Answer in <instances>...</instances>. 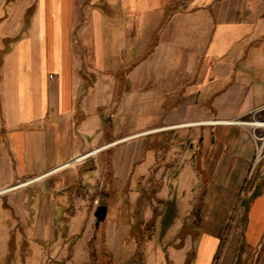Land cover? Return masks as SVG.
I'll return each mask as SVG.
<instances>
[{
	"label": "crops",
	"instance_id": "crops-1",
	"mask_svg": "<svg viewBox=\"0 0 264 264\" xmlns=\"http://www.w3.org/2000/svg\"><path fill=\"white\" fill-rule=\"evenodd\" d=\"M236 120L264 121V0H6L0 264H67L102 197L128 214L141 182L192 229L173 264L221 241L216 264H264V156Z\"/></svg>",
	"mask_w": 264,
	"mask_h": 264
},
{
	"label": "rangeland",
	"instance_id": "rangeland-1",
	"mask_svg": "<svg viewBox=\"0 0 264 264\" xmlns=\"http://www.w3.org/2000/svg\"><path fill=\"white\" fill-rule=\"evenodd\" d=\"M0 0V9L4 8V2ZM13 0H8L10 3ZM140 191H137L139 197L132 205L133 211L130 213L120 214V211L115 207V199L108 197L105 200H100V204H106L109 208V213L105 222L102 224L97 222L91 223V228L88 230H73L77 232L72 237L71 254L72 258L67 264H173L170 257L174 256V250L177 244L185 237L192 236L191 228L177 229L179 226L180 217L175 212L176 207L173 205L161 206L151 202V197H147L144 191V184L141 182ZM2 192V191H1ZM112 209V210H111ZM90 220H93V214L89 213ZM119 227L118 230H113V227ZM106 226V231L113 234L110 239L112 253H109L103 239V228ZM86 231L88 248L85 237L82 239V244L78 248L75 245V240L79 232ZM114 231V233H113ZM195 231V230H194ZM84 242V243H83ZM92 242V248L95 252L96 259H92L88 255L89 245ZM80 243V242H78ZM14 247V246H13ZM18 247V246H17ZM16 247L18 254V264H52L48 262L47 255L40 252L39 260H31L28 257L29 247ZM66 245V250H67ZM64 246H57V252L63 251ZM14 251L10 246L8 254L5 256L2 264H15L12 255Z\"/></svg>",
	"mask_w": 264,
	"mask_h": 264
},
{
	"label": "built area",
	"instance_id": "built-area-1",
	"mask_svg": "<svg viewBox=\"0 0 264 264\" xmlns=\"http://www.w3.org/2000/svg\"><path fill=\"white\" fill-rule=\"evenodd\" d=\"M225 123H232V124L249 125V126H251L252 127V136L255 139L256 146H257V159H259V158L264 156V121L252 120V121H249V122H244V121L236 120V121H230V122H225ZM258 129H262L263 132L258 134L256 132V130H258ZM92 153H94V151L91 152L90 154H92ZM90 154H86V155H83V156L75 157L74 159L66 162L65 164H63L62 166L57 168L56 170H61V169H64V168H69V167H71V166H73L75 164H80ZM77 158H81V159H77ZM74 160H76V161H74ZM32 181L33 180H29V181H26V182L28 184V183H30ZM26 182H24V183H26Z\"/></svg>",
	"mask_w": 264,
	"mask_h": 264
},
{
	"label": "water",
	"instance_id": "water-1",
	"mask_svg": "<svg viewBox=\"0 0 264 264\" xmlns=\"http://www.w3.org/2000/svg\"><path fill=\"white\" fill-rule=\"evenodd\" d=\"M108 214V206L106 204H100L97 206L94 216L97 222L102 223L106 220Z\"/></svg>",
	"mask_w": 264,
	"mask_h": 264
},
{
	"label": "trees",
	"instance_id": "trees-1",
	"mask_svg": "<svg viewBox=\"0 0 264 264\" xmlns=\"http://www.w3.org/2000/svg\"><path fill=\"white\" fill-rule=\"evenodd\" d=\"M106 197H107V196L104 195V196L102 197V199L105 200ZM101 224H102V223H101ZM223 245H224V241H221L220 246H219V249H218V251H217V254H216L215 258H214L213 264H216V263H217V261H218V259H219V256H220V254H221V251H222ZM89 254H90V257H91L93 260L96 259V257H95V252L93 251V248H92V242H90V245H89Z\"/></svg>",
	"mask_w": 264,
	"mask_h": 264
},
{
	"label": "bare ground",
	"instance_id": "bare-ground-1",
	"mask_svg": "<svg viewBox=\"0 0 264 264\" xmlns=\"http://www.w3.org/2000/svg\"><path fill=\"white\" fill-rule=\"evenodd\" d=\"M217 122V121H216ZM189 125V124H188ZM77 159H81V158H77ZM74 161H76V160H74ZM25 184H27V183H23V184H21L20 186H24ZM18 187V186H17Z\"/></svg>",
	"mask_w": 264,
	"mask_h": 264
}]
</instances>
